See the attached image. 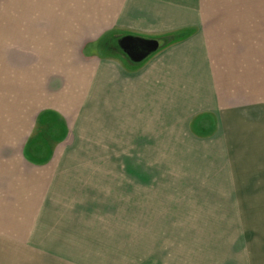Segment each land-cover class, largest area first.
Returning <instances> with one entry per match:
<instances>
[{
    "label": "crops",
    "instance_id": "0c3cea01",
    "mask_svg": "<svg viewBox=\"0 0 264 264\" xmlns=\"http://www.w3.org/2000/svg\"><path fill=\"white\" fill-rule=\"evenodd\" d=\"M0 83V264H242L139 158L201 137L218 187L264 188V0H0Z\"/></svg>",
    "mask_w": 264,
    "mask_h": 264
},
{
    "label": "rangeland",
    "instance_id": "374dc122",
    "mask_svg": "<svg viewBox=\"0 0 264 264\" xmlns=\"http://www.w3.org/2000/svg\"><path fill=\"white\" fill-rule=\"evenodd\" d=\"M195 133L200 135L197 131ZM199 138L202 139H187L179 134L176 145L162 141L161 149L157 151L160 156L139 158L140 163L147 166L160 165V170L152 178L162 183L161 188L156 189L159 201L153 206L154 211L162 214L163 218L174 214L177 219L171 223L183 233L190 227L198 229L209 225L210 248L213 254L216 250L220 251L222 261L233 257L237 259L238 252H230V249L239 245L241 239L239 256L242 264H264V188L235 190L218 187L225 184L219 182L221 173L201 172V165L208 164L210 159L203 156L205 145ZM79 158L80 163H89L88 157ZM247 214L250 215L245 217Z\"/></svg>",
    "mask_w": 264,
    "mask_h": 264
},
{
    "label": "water",
    "instance_id": "95a60500",
    "mask_svg": "<svg viewBox=\"0 0 264 264\" xmlns=\"http://www.w3.org/2000/svg\"><path fill=\"white\" fill-rule=\"evenodd\" d=\"M119 47L133 62L140 63L155 54L160 44L156 40L126 36L119 41Z\"/></svg>",
    "mask_w": 264,
    "mask_h": 264
}]
</instances>
